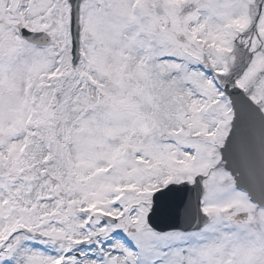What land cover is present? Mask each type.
Returning a JSON list of instances; mask_svg holds the SVG:
<instances>
[{
	"label": "snow or ice",
	"instance_id": "obj_1",
	"mask_svg": "<svg viewBox=\"0 0 264 264\" xmlns=\"http://www.w3.org/2000/svg\"><path fill=\"white\" fill-rule=\"evenodd\" d=\"M0 264H264V0H0Z\"/></svg>",
	"mask_w": 264,
	"mask_h": 264
},
{
	"label": "water",
	"instance_id": "obj_2",
	"mask_svg": "<svg viewBox=\"0 0 264 264\" xmlns=\"http://www.w3.org/2000/svg\"><path fill=\"white\" fill-rule=\"evenodd\" d=\"M182 195H184L185 196V198L187 197V193H183ZM192 196H193V199H194V197H195V194L194 193H192ZM159 223H166L167 221L164 219V218H161V220H159L158 221Z\"/></svg>",
	"mask_w": 264,
	"mask_h": 264
}]
</instances>
